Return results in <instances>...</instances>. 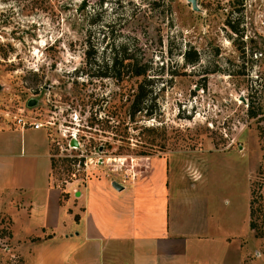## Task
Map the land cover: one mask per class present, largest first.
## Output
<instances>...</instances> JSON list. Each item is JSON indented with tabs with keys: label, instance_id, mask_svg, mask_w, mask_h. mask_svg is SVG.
I'll return each mask as SVG.
<instances>
[{
	"label": "rangeland",
	"instance_id": "1",
	"mask_svg": "<svg viewBox=\"0 0 264 264\" xmlns=\"http://www.w3.org/2000/svg\"><path fill=\"white\" fill-rule=\"evenodd\" d=\"M194 1L0 0V129L41 122L50 178L66 191L103 165L131 179L151 157L167 159L169 176L185 164L218 200L213 217L238 232V264H264V0ZM112 45L150 63L132 117L133 79L95 75ZM9 225L0 209V264H25Z\"/></svg>",
	"mask_w": 264,
	"mask_h": 264
},
{
	"label": "crops",
	"instance_id": "2",
	"mask_svg": "<svg viewBox=\"0 0 264 264\" xmlns=\"http://www.w3.org/2000/svg\"><path fill=\"white\" fill-rule=\"evenodd\" d=\"M184 166L169 176L167 159L155 156L121 179L103 165L66 191L50 178L42 126L7 125L0 129V209L25 264H238V232L213 217L218 200ZM247 213L246 201L243 230Z\"/></svg>",
	"mask_w": 264,
	"mask_h": 264
},
{
	"label": "trees",
	"instance_id": "3",
	"mask_svg": "<svg viewBox=\"0 0 264 264\" xmlns=\"http://www.w3.org/2000/svg\"><path fill=\"white\" fill-rule=\"evenodd\" d=\"M110 50V57L106 62H102L97 64L96 74L98 76H109L116 80H121L125 78L126 80L133 79V92L130 98V112L128 117H132V114L136 111H139L140 103L144 101L145 96L147 95L148 91L150 90V82H151V75L150 71V63L148 61H141L138 62L137 59H133L132 56L129 55L127 52V48L124 45H112L109 47ZM88 53L87 50H85ZM182 58L185 60L186 63H195L199 56L195 49H184L180 52ZM91 65L87 61V57L85 56V61L83 63V67H90ZM250 101L246 107V112L249 116H254L255 111L250 105ZM264 119V116H263ZM258 132L263 135L264 134V124H259ZM51 164V161H50ZM250 227H253L251 219L248 221Z\"/></svg>",
	"mask_w": 264,
	"mask_h": 264
},
{
	"label": "built area",
	"instance_id": "4",
	"mask_svg": "<svg viewBox=\"0 0 264 264\" xmlns=\"http://www.w3.org/2000/svg\"><path fill=\"white\" fill-rule=\"evenodd\" d=\"M16 120H17L18 124H19L21 127H24V126H31V127H33V128H37V127H40V126L42 125V123L39 122V121H36V120H28V121H26V120L22 119L21 117L16 118ZM97 159H99V160H98L99 162L102 161V160H101V156H99V154H98V158H97Z\"/></svg>",
	"mask_w": 264,
	"mask_h": 264
},
{
	"label": "water",
	"instance_id": "5",
	"mask_svg": "<svg viewBox=\"0 0 264 264\" xmlns=\"http://www.w3.org/2000/svg\"><path fill=\"white\" fill-rule=\"evenodd\" d=\"M187 1H190V2H191V7H192V9H193V10H196V7H195V1H194V0H187ZM32 103H33V99H32V98H28V99L26 100V105H31ZM69 143H70L71 145H75V144H76L74 138H71V139L69 140Z\"/></svg>",
	"mask_w": 264,
	"mask_h": 264
}]
</instances>
